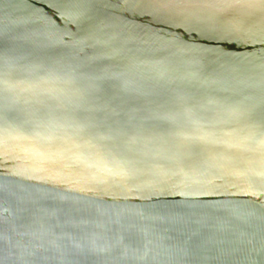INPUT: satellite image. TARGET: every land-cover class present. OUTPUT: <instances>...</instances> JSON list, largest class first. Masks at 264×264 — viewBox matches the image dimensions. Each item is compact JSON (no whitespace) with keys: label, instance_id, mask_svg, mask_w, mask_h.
<instances>
[{"label":"water","instance_id":"1","mask_svg":"<svg viewBox=\"0 0 264 264\" xmlns=\"http://www.w3.org/2000/svg\"><path fill=\"white\" fill-rule=\"evenodd\" d=\"M58 2L0 0V41L4 45L0 51L8 57L24 58L26 63L46 64L49 71L65 80L79 81L75 87L90 89L93 107L111 103V108L123 115L136 111L148 100L157 102L152 107L164 103L178 91L177 84L183 93L191 94L199 87L197 84L193 88V76L200 81L234 84L237 80L258 82L264 75V10L258 5L199 0L190 6L188 16L107 9L100 19L125 55L171 77L168 84L138 85L130 76L110 78L123 69L119 59L106 63L104 70L89 71L85 68V53L92 54L89 49L77 55L59 44L56 36L60 33L83 36L91 23L86 18L79 23L65 19ZM140 86L148 96L136 99L131 89ZM204 94L220 99L231 92L209 88ZM113 119L120 117L113 115ZM6 123L19 127L23 119L6 118ZM68 134H73L71 128ZM30 143L6 137L0 150V232L4 235L0 264H21L14 252L16 241L25 232L41 227L56 236L61 235V225L78 237L103 234L106 242L119 235L118 226L111 223L117 213L124 221L155 230L164 246L173 248L177 241H167L160 231L161 222L156 219L162 211L186 214L189 231L196 233L194 239L207 243L211 251L204 250L199 256L171 251L155 258L150 253L147 259L71 253L63 260L45 259L44 264H261L264 189L250 187L242 177L227 174L229 170L222 167L224 161L193 157L189 161L193 171L184 169L191 187L173 176L153 175L150 169L163 172L171 167L169 161L159 158L137 163L135 175L124 180L115 178L107 184L86 186L75 171L51 168L46 161L32 156L27 150ZM108 167H112L111 163Z\"/></svg>","mask_w":264,"mask_h":264},{"label":"snow or ice","instance_id":"2","mask_svg":"<svg viewBox=\"0 0 264 264\" xmlns=\"http://www.w3.org/2000/svg\"><path fill=\"white\" fill-rule=\"evenodd\" d=\"M197 2L199 0H59L58 8L65 19L79 23L86 18L91 26L83 36L60 33L56 39L77 55L89 49L91 56L85 53V68L89 71L104 70L106 63L119 59L123 69L110 78L130 76L138 85L168 84L171 77L155 66H141L125 55L116 37L106 31L107 25L100 16L106 15V10L112 7L133 13L188 16L190 6ZM234 2L249 7L258 5L264 10V0ZM3 47L0 41V49ZM23 61L24 58L8 57L0 51V150L5 146L6 137L28 140L31 143L27 150L32 156L46 161L51 168L75 171L86 186L107 184L115 178L124 180L135 175L137 163L146 158H159L169 161L171 167L163 172L150 169L153 175L173 176L191 187L184 169L192 172L189 161L193 157L207 156L208 161H224L222 167L229 170L227 174L242 177L250 187L264 189V75L258 82L237 80L234 84L223 80L200 81L193 76L192 80L196 81L193 88L197 84L199 87L191 94L183 93L181 85L177 84L178 91L164 103L152 107L157 102L148 100L136 111L121 115L111 108V103L93 107L90 89L75 87L79 81L65 80L49 71L46 64ZM52 83L57 86L49 87ZM128 83L126 81V88ZM69 84L73 87L64 86ZM209 88L230 91L231 95L220 99L205 95ZM131 91L135 92L136 99L148 96L143 86ZM113 115L120 119H113ZM6 118L23 119V125H8ZM69 128L72 135L68 134ZM109 163L112 167H108ZM185 215L162 211L156 217L167 241H177L173 248H166L155 230L146 229L138 222L124 221L117 213L111 223L118 226L119 235L109 237L106 242L103 234L78 237L61 225V235L56 236L41 227L25 232L16 241L14 252L21 258V264H44L45 259L63 260L71 253L147 259L150 253L155 258L171 251L193 256H199L204 250L211 251L207 243L194 239L196 233L189 231ZM68 223L71 225V221ZM3 240L0 232V242Z\"/></svg>","mask_w":264,"mask_h":264}]
</instances>
